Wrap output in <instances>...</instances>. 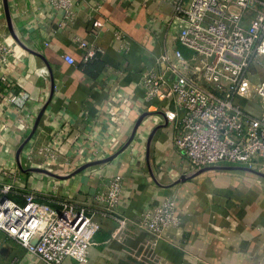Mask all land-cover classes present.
I'll return each mask as SVG.
<instances>
[{
    "label": "crops",
    "instance_id": "crops-1",
    "mask_svg": "<svg viewBox=\"0 0 264 264\" xmlns=\"http://www.w3.org/2000/svg\"><path fill=\"white\" fill-rule=\"evenodd\" d=\"M8 6L13 29L0 0V43L13 50L9 62L0 61V200L24 204L31 194L56 210L94 213L100 229L88 260L61 264H264V177L214 169L185 177L191 164L163 113L175 108L174 97L145 98L141 76L159 56L191 53L177 38L175 0H75V17L63 26L60 12L44 3ZM90 50L96 54L85 60ZM116 176L120 203L106 212L94 196ZM169 197L181 221L151 248L140 218ZM0 238V264H46L17 240Z\"/></svg>",
    "mask_w": 264,
    "mask_h": 264
},
{
    "label": "built area",
    "instance_id": "built-area-1",
    "mask_svg": "<svg viewBox=\"0 0 264 264\" xmlns=\"http://www.w3.org/2000/svg\"><path fill=\"white\" fill-rule=\"evenodd\" d=\"M175 2L173 17L182 24L177 38L191 53L187 56L175 48L159 56L157 67L141 76L145 98L174 97L175 108L163 113L175 124V146L193 171L219 164L264 171V80L254 79L252 72V66L264 59V0H191L186 9L179 5L180 0ZM13 3L21 11L29 4L44 3L60 12L61 26L75 17V0ZM12 53L0 43L1 62H9ZM95 54L96 50L88 51L85 60ZM65 58L75 63L71 56ZM164 85L168 92L163 91ZM238 99L257 104L259 112L253 113ZM121 192L122 181L116 176L105 190L96 193L95 203L114 212ZM176 203V198L169 197L142 214L139 225L150 235L151 248L180 223ZM99 229L94 213L86 208L65 205L56 210L31 194L24 204L8 197L0 201L3 237L17 240L46 264H61L66 258L86 262Z\"/></svg>",
    "mask_w": 264,
    "mask_h": 264
},
{
    "label": "water",
    "instance_id": "water-1",
    "mask_svg": "<svg viewBox=\"0 0 264 264\" xmlns=\"http://www.w3.org/2000/svg\"><path fill=\"white\" fill-rule=\"evenodd\" d=\"M5 6H6L7 17H8V19H9V24H10L9 26H10V29H13V26L11 25V16H10V10H9V6H8V0H5ZM139 124H140V122L136 124V126H135V128H134V131H133V134H132V136H131L129 142L133 139L134 134H135V132H136V130H137ZM22 148H23V146L20 148V150H19V154H20ZM113 157H114V156H113ZM113 157H110V158H107V159H104V160H100V161L91 162V163H89V164L83 165V166H81V167L78 169V171L84 170L85 168H87V167H89V166H92V165H96V164H99V163H103V162L109 161V160L112 159ZM224 168H231V169L236 168V169H241V170L251 171V172H254V173H256V174L261 175V176L264 177V172H262V171H258V170L251 169V168H248V167H239V166H235V167H234V166H233V167H226V166H222V167H221V166H219V167H205V168H202V169H200V170L193 171L191 174H189L188 176H185V177H192V176H194V175H197V174H199V173H201V172H204V171H207V170H213V169H214V170H215V169H224ZM31 170H32V171H40V172H44V173H47V174H51V175L56 176V174L51 173V172H49V171H47V170L36 169V168H32ZM6 198H7V197L4 196V197L1 198L0 201L2 202V201H4Z\"/></svg>",
    "mask_w": 264,
    "mask_h": 264
},
{
    "label": "rangeland",
    "instance_id": "rangeland-1",
    "mask_svg": "<svg viewBox=\"0 0 264 264\" xmlns=\"http://www.w3.org/2000/svg\"><path fill=\"white\" fill-rule=\"evenodd\" d=\"M255 67L252 68L253 73H257L256 77H260L264 75V59L261 61V64H254ZM257 68V69H256ZM259 75V76H258ZM219 166H226V167H235V166H239V167H246L243 165H229V164H219V165H215V166H209V167H219ZM215 170H241V169H236V168H224V169H215Z\"/></svg>",
    "mask_w": 264,
    "mask_h": 264
}]
</instances>
